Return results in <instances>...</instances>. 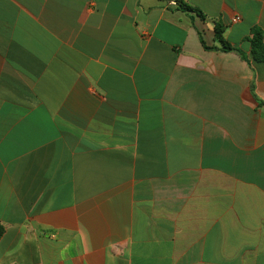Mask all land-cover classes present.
<instances>
[{"label": "crops", "instance_id": "0c3cea01", "mask_svg": "<svg viewBox=\"0 0 264 264\" xmlns=\"http://www.w3.org/2000/svg\"><path fill=\"white\" fill-rule=\"evenodd\" d=\"M180 2L0 0V264H264V0Z\"/></svg>", "mask_w": 264, "mask_h": 264}, {"label": "trees", "instance_id": "16d2710c", "mask_svg": "<svg viewBox=\"0 0 264 264\" xmlns=\"http://www.w3.org/2000/svg\"><path fill=\"white\" fill-rule=\"evenodd\" d=\"M180 4H181V2H180ZM181 7L188 12H197L201 17H204L200 11H198L192 7H189V6H184L183 3L181 4ZM216 37L220 41V43L225 47V49L234 50V48L231 47L228 44V42L224 39L223 28L220 25L216 26ZM249 41L251 43V50H252L254 60H256L258 62H264V36H263V32L257 28L253 29L252 38Z\"/></svg>", "mask_w": 264, "mask_h": 264}, {"label": "built area", "instance_id": "2783aa9c", "mask_svg": "<svg viewBox=\"0 0 264 264\" xmlns=\"http://www.w3.org/2000/svg\"><path fill=\"white\" fill-rule=\"evenodd\" d=\"M166 2H167L168 6L173 7V8H179L181 6L180 0H166ZM239 20H240V18L236 17L232 21L237 22Z\"/></svg>", "mask_w": 264, "mask_h": 264}]
</instances>
